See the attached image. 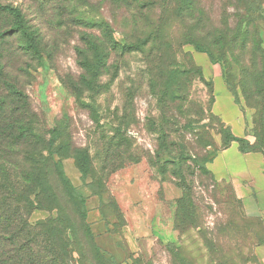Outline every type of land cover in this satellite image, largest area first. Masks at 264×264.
Listing matches in <instances>:
<instances>
[{
  "label": "rangeland",
  "instance_id": "374dc122",
  "mask_svg": "<svg viewBox=\"0 0 264 264\" xmlns=\"http://www.w3.org/2000/svg\"><path fill=\"white\" fill-rule=\"evenodd\" d=\"M0 4L16 7L23 15L20 22L0 10V33L6 32L0 37V96L9 94L11 84L28 97L32 124L46 140L56 128L61 142L89 154L85 175L78 160L61 157L66 177L82 197V205L78 200L77 205L59 187V205L76 233L72 263L119 264L125 259L132 264H209L223 253L228 246L226 221L240 206H230L232 187L207 168L214 154L230 143V130L212 111L213 65L260 134L264 0ZM96 22L107 23L106 33L118 43L139 49L119 54L109 48L106 66L92 75V87L74 91L68 81L79 78L81 51L90 50L83 38H104ZM17 26L25 33L11 31ZM186 35L202 50L183 42ZM110 136L125 142L106 153L104 143ZM173 171L184 175L185 189L176 185ZM188 188L199 227L180 231L174 218L188 214L175 212L174 202ZM52 203L45 199L46 208L33 210L30 223L59 216L56 207H48ZM85 226L100 256L92 252ZM246 246L251 260L246 264H255L253 247Z\"/></svg>",
  "mask_w": 264,
  "mask_h": 264
},
{
  "label": "trees",
  "instance_id": "16d2710c",
  "mask_svg": "<svg viewBox=\"0 0 264 264\" xmlns=\"http://www.w3.org/2000/svg\"><path fill=\"white\" fill-rule=\"evenodd\" d=\"M0 10L7 12L17 21L23 20L21 11L16 7L0 4ZM90 24L94 25V22ZM106 24L105 22L97 24L98 28L104 31L103 40L94 39L90 35L83 38L87 49L90 50L81 51L82 58L78 63L83 72L79 78L75 82L68 81L74 91L80 86L87 90L92 87L94 80L92 75L99 73L106 66L109 48L119 54L139 49L137 45L120 44L112 39L105 31ZM13 30L20 35L25 33L20 26L11 29ZM5 33H0V37ZM24 37L28 39L25 35ZM183 42L193 41L186 35ZM27 43L30 48L33 47L31 41L27 40ZM193 43L198 50H202L198 43ZM245 75L248 76L249 73L246 71ZM7 88L9 94L0 96V264H73L70 248L74 246L73 237L75 238L76 233H73V223L59 205L57 197L59 187L63 188L73 203L79 201L80 206L82 197L66 177L61 166V157L66 154L78 160L80 171L85 175L88 172L86 166L89 163V154L84 149L72 147L70 142H61V132L56 128L50 129L51 136L46 140L32 124L35 119L31 117L33 112L30 111L28 97L11 84H7ZM252 123L255 135L253 143L245 138L235 137L229 132L230 141H237L242 152L260 151L264 154V129L259 134L254 119ZM124 142L121 137L110 136L104 143L106 153L112 148L119 149ZM107 156H110V153L104 159H107ZM173 174L178 183L176 185L185 189L184 175L176 171H173ZM189 190V188L184 190L182 196L174 202L175 212L188 214L182 219L174 218L176 229L180 231L189 227H199L192 193ZM45 199L57 204L54 206L52 203L48 207H56L59 216L38 221L36 224L30 223L29 217L33 210L46 208L43 206ZM231 203L232 206L238 204L240 208L235 213H230L226 221L227 234L224 240L228 244L227 249L219 256H213L209 264L249 263L251 260L245 252L246 244H250L254 250L264 241L263 218L248 217L235 194L230 206ZM80 213L84 218L83 210H80ZM85 229L92 252L100 256V248L92 242L87 226ZM178 258L194 261L180 256ZM253 258L256 262L254 254Z\"/></svg>",
  "mask_w": 264,
  "mask_h": 264
},
{
  "label": "crops",
  "instance_id": "0c3cea01",
  "mask_svg": "<svg viewBox=\"0 0 264 264\" xmlns=\"http://www.w3.org/2000/svg\"><path fill=\"white\" fill-rule=\"evenodd\" d=\"M213 84L215 99L212 111L235 137L253 143L251 115L242 112L226 87L219 68L213 65ZM207 168L216 180L228 183L241 201L246 215L264 218V154L260 151L242 152L237 141L217 151L207 163ZM264 220V219H263ZM102 247L103 237L98 238ZM255 264H264V241L254 248ZM119 264H132L121 259Z\"/></svg>",
  "mask_w": 264,
  "mask_h": 264
}]
</instances>
